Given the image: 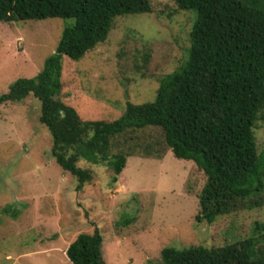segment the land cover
I'll return each instance as SVG.
<instances>
[{"label":"rangeland","instance_id":"obj_1","mask_svg":"<svg viewBox=\"0 0 264 264\" xmlns=\"http://www.w3.org/2000/svg\"><path fill=\"white\" fill-rule=\"evenodd\" d=\"M150 1L151 13L117 18L106 41L79 61L64 58L62 97L83 119L117 120L127 103L154 101L162 79L187 59L195 14L179 11L174 0ZM72 23L0 22V95L39 74ZM258 124L261 151L264 123ZM42 129L35 99L0 105V264H72L69 245L96 230L108 264H160L165 247L223 246L264 224V208L199 224L206 177L172 152L161 160L135 154L116 180L111 168L94 165V181L76 192V179L54 162ZM141 132L146 142L160 137L157 130Z\"/></svg>","mask_w":264,"mask_h":264},{"label":"trees","instance_id":"obj_2","mask_svg":"<svg viewBox=\"0 0 264 264\" xmlns=\"http://www.w3.org/2000/svg\"><path fill=\"white\" fill-rule=\"evenodd\" d=\"M195 14L188 57L160 82L154 101L127 103L117 120H85L62 97L63 60L79 61L109 37L119 17L149 14L150 0H0V22L73 20L42 71L0 95V105L38 102L42 134L60 169L81 192L104 164L117 179L129 157L161 160L172 152L193 161L206 177L198 196L199 224L264 208V149L255 131L264 123V0H174ZM150 55L144 56L147 64ZM157 130L153 143L138 136ZM135 217L125 219L129 225ZM223 246L165 247L160 264H264V224ZM103 236L82 233L66 254L72 264H108Z\"/></svg>","mask_w":264,"mask_h":264}]
</instances>
